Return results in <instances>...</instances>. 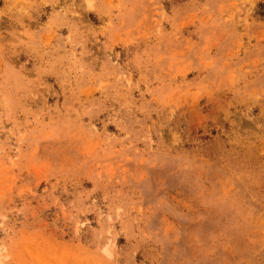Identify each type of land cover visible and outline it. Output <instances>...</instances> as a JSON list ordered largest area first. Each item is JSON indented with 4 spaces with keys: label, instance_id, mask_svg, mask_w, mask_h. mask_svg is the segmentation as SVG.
I'll return each instance as SVG.
<instances>
[{
    "label": "rangeland",
    "instance_id": "1",
    "mask_svg": "<svg viewBox=\"0 0 264 264\" xmlns=\"http://www.w3.org/2000/svg\"><path fill=\"white\" fill-rule=\"evenodd\" d=\"M0 264H264V0H0Z\"/></svg>",
    "mask_w": 264,
    "mask_h": 264
}]
</instances>
